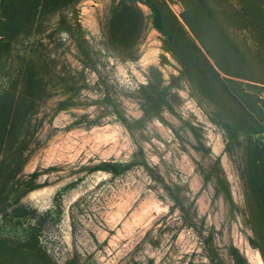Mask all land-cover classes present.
Listing matches in <instances>:
<instances>
[{"label":"rangeland","instance_id":"rangeland-1","mask_svg":"<svg viewBox=\"0 0 264 264\" xmlns=\"http://www.w3.org/2000/svg\"><path fill=\"white\" fill-rule=\"evenodd\" d=\"M154 1L205 53L182 1ZM148 2L0 0V27L22 33L8 48L0 29V165L18 172L16 189L35 187L0 206V238L18 240L41 221L40 244L55 264H264V128L249 133L238 106L252 98L225 81L238 135L230 139L226 93L205 91L177 59ZM207 57L221 77L257 92L260 118L264 90L247 85L261 84ZM153 86L167 91L157 112L163 91ZM113 162L131 167L104 169ZM7 256L0 264L20 263Z\"/></svg>","mask_w":264,"mask_h":264},{"label":"trees","instance_id":"trees-1","mask_svg":"<svg viewBox=\"0 0 264 264\" xmlns=\"http://www.w3.org/2000/svg\"><path fill=\"white\" fill-rule=\"evenodd\" d=\"M182 1L185 11L183 13V19L186 25L190 28L194 36L200 41L205 48V53L198 46L192 35L186 30L185 26L180 22L178 17L174 14H167L162 10V4L154 0H149V6L154 12L156 27L165 33L168 37V41L172 43L175 49H177L176 57L185 66L189 67L191 73L196 74L199 79V83L203 89L207 92L218 89L216 93L221 96L222 92L226 93V105L223 108L225 115H230L232 119L223 121V125L229 132L230 139H235L237 135V129L235 128L236 117L232 116L228 108H232V104L229 101V97L232 94L228 90L226 82H231L238 88L243 90L245 95L252 98V102L249 106H245L238 100V106H241L245 111V117L242 119H249L254 125L250 127L249 133L257 134L262 128H264V113L261 114L262 120L257 117L260 107L258 103L254 101L257 92L246 91L242 87L240 81L234 79H227L221 77L219 71L215 68L212 62L207 56H210L215 62L218 68L226 74H232L238 78H244L261 85L248 84L251 88L264 90V0H180ZM164 4V2H162ZM166 4V3H165ZM223 5V6H220ZM121 20V16L118 17ZM124 23V26H126ZM5 24V23H3ZM18 28V27H17ZM17 28L13 27H0L2 34H4L5 45L9 48L12 43L11 40L14 37L22 34ZM65 30L73 33V27H65ZM243 36V37H241ZM120 41L127 42V39L120 37ZM199 54V61L203 60L205 66H199L198 62L194 60L193 52ZM3 53L0 48V66L2 64ZM156 74V72H155ZM159 75V72H157ZM160 78L158 79V82ZM161 95V100H156V112L159 111L162 103L166 102V93L160 88V86H153ZM168 88V87H167ZM165 88V90H167ZM6 93V92H5ZM9 97L10 93L5 94V97ZM150 96V94H148ZM148 96V98H149ZM4 97L0 94V100ZM221 98L219 97V101ZM6 112L3 111L0 115ZM232 120V121H231ZM234 120V122H233ZM13 123H11V131ZM14 130L12 129L13 133ZM1 150V149H0ZM255 154L262 151L260 148L254 149ZM254 160V159H253ZM143 164H147L143 161ZM251 164L260 171L263 165L255 158ZM131 167V163H108L104 169L110 170L114 173H121ZM18 172L11 169L10 164L7 167L2 168L0 165V206L4 201L10 198V194L17 193L15 198L16 202L27 194L31 189L35 187H28L27 189H16L13 186ZM257 175V173H256ZM258 176V175H257ZM210 179V177H208ZM255 179V178H254ZM217 182L226 192L230 195V190L222 180L221 176H217ZM258 184V180H257ZM260 198H264V189H258ZM262 206V213L264 214V204ZM1 208V207H0ZM21 208V207H20ZM24 216H30L34 219L36 216V210H29L21 208ZM34 228L27 236L19 237L15 240L10 237L0 238V262L9 260L7 254L16 255V263L19 264H55L52 262L48 253L42 248L39 239V232L42 228V222L36 221L33 225ZM236 255L240 256L238 249L234 248ZM11 258L10 260H12ZM14 261V262H15ZM8 263V262H7ZM6 264V263H5Z\"/></svg>","mask_w":264,"mask_h":264},{"label":"bare ground","instance_id":"bare-ground-1","mask_svg":"<svg viewBox=\"0 0 264 264\" xmlns=\"http://www.w3.org/2000/svg\"><path fill=\"white\" fill-rule=\"evenodd\" d=\"M261 261V259H259ZM262 262V261H261Z\"/></svg>","mask_w":264,"mask_h":264}]
</instances>
